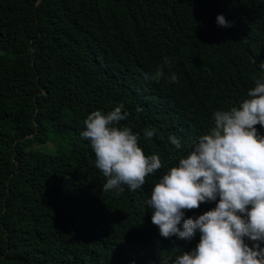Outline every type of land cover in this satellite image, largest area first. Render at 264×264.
<instances>
[{
    "label": "trees",
    "instance_id": "obj_1",
    "mask_svg": "<svg viewBox=\"0 0 264 264\" xmlns=\"http://www.w3.org/2000/svg\"><path fill=\"white\" fill-rule=\"evenodd\" d=\"M262 61L264 0H0V264H159L194 247L160 237L144 202ZM117 105L161 167L114 195L80 132Z\"/></svg>",
    "mask_w": 264,
    "mask_h": 264
},
{
    "label": "clouds",
    "instance_id": "obj_2",
    "mask_svg": "<svg viewBox=\"0 0 264 264\" xmlns=\"http://www.w3.org/2000/svg\"><path fill=\"white\" fill-rule=\"evenodd\" d=\"M215 24L232 26L223 14L216 15ZM258 67L261 75L247 98L238 107L214 111L212 126L160 176L145 200L160 237L191 241L198 235L194 247L159 264H264V134L256 127L264 130V61ZM168 80L175 84L176 75ZM122 108L91 111L80 132L106 178L102 190L114 195L123 192L122 185L129 191L141 188L145 176L161 167L156 154L146 156L138 146L137 133L118 126L128 115ZM143 135L151 138L153 132L146 129ZM167 139L181 149L178 137ZM212 202L209 210L184 218L185 210Z\"/></svg>",
    "mask_w": 264,
    "mask_h": 264
},
{
    "label": "rangeland",
    "instance_id": "obj_3",
    "mask_svg": "<svg viewBox=\"0 0 264 264\" xmlns=\"http://www.w3.org/2000/svg\"><path fill=\"white\" fill-rule=\"evenodd\" d=\"M70 238V236L66 235V234H63L62 235V241H67L68 239Z\"/></svg>",
    "mask_w": 264,
    "mask_h": 264
}]
</instances>
